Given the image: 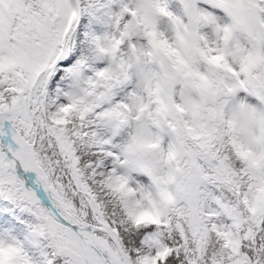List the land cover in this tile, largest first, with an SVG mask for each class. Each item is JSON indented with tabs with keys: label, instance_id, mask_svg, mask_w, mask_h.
I'll list each match as a JSON object with an SVG mask.
<instances>
[{
	"label": "snow or ice",
	"instance_id": "snow-or-ice-1",
	"mask_svg": "<svg viewBox=\"0 0 264 264\" xmlns=\"http://www.w3.org/2000/svg\"><path fill=\"white\" fill-rule=\"evenodd\" d=\"M0 264H264V0H0Z\"/></svg>",
	"mask_w": 264,
	"mask_h": 264
}]
</instances>
